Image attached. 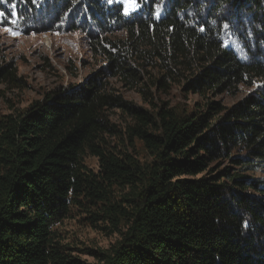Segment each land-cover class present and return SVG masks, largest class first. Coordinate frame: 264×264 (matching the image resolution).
I'll list each match as a JSON object with an SVG mask.
<instances>
[{
    "label": "trees",
    "instance_id": "obj_1",
    "mask_svg": "<svg viewBox=\"0 0 264 264\" xmlns=\"http://www.w3.org/2000/svg\"><path fill=\"white\" fill-rule=\"evenodd\" d=\"M0 12L23 35L80 31L104 61L0 116V264H264V181L242 174L264 163V0H151L128 15L108 0H5ZM182 77L200 97L257 86L231 106L153 101ZM2 85L27 86L0 52ZM79 215L117 241L66 242L59 227Z\"/></svg>",
    "mask_w": 264,
    "mask_h": 264
},
{
    "label": "rangeland",
    "instance_id": "obj_2",
    "mask_svg": "<svg viewBox=\"0 0 264 264\" xmlns=\"http://www.w3.org/2000/svg\"><path fill=\"white\" fill-rule=\"evenodd\" d=\"M5 27L0 25V52L5 61H12L15 64L17 74L26 83V87L20 90L7 91L5 87L0 86V116L10 113L11 109L21 111L27 108L31 103L39 101L42 94L50 91L57 86L79 84L87 75L104 65V61L98 56H94L91 50V40L80 31L74 33L60 31L41 32L37 34L23 35L16 30L19 35L13 36L4 31ZM123 33H115L110 38L123 39ZM234 49L239 57H243V51L232 42ZM148 77H158L163 73L156 70H148ZM187 74L184 76L186 77ZM185 78H177L172 82L167 79V87L164 91H156L153 88L151 92L154 96V102L169 103L175 105L181 110H191L194 106L200 110L204 108L207 100L218 101L223 106H231L240 101L245 95L257 86L254 83L252 88L244 85L239 86L234 95L226 94L215 96L208 94L200 97L191 92H183L182 85ZM149 83V82H148ZM109 89L127 102L137 106L147 108L139 94L134 90L124 88L116 79L109 82ZM112 123L120 125L125 123L124 116L117 110L109 113ZM136 150L140 158L146 156L140 143H136ZM86 164L96 169V160L87 158ZM256 163V162H255ZM251 165V169L244 170L243 175L253 179L264 181V163ZM238 172L243 169H236ZM59 232L66 237V242L71 243L77 248L92 247L107 249L117 241L118 234H110L108 230L95 229L84 222V216L79 215L66 220L59 227ZM81 258L92 262V259L86 255Z\"/></svg>",
    "mask_w": 264,
    "mask_h": 264
},
{
    "label": "snow or ice",
    "instance_id": "obj_3",
    "mask_svg": "<svg viewBox=\"0 0 264 264\" xmlns=\"http://www.w3.org/2000/svg\"><path fill=\"white\" fill-rule=\"evenodd\" d=\"M5 0H0V3H4ZM151 0H108L109 4L116 3L117 5H123L124 6V15H128L130 12L135 11L137 9L142 8V6L150 4ZM13 9L16 7L14 4L11 6ZM4 13L0 12V16H3ZM13 15L15 13L13 12ZM15 21H13L14 23ZM203 31V29H201ZM5 32H8L9 34L16 36L19 35V33L12 31L9 28L4 29Z\"/></svg>",
    "mask_w": 264,
    "mask_h": 264
}]
</instances>
